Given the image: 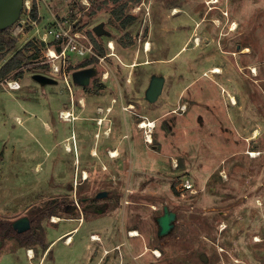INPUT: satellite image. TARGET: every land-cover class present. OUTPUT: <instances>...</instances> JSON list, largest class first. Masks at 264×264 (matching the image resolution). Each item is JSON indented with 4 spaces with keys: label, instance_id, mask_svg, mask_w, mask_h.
Segmentation results:
<instances>
[{
    "label": "rangeland",
    "instance_id": "rangeland-1",
    "mask_svg": "<svg viewBox=\"0 0 264 264\" xmlns=\"http://www.w3.org/2000/svg\"><path fill=\"white\" fill-rule=\"evenodd\" d=\"M89 1L40 0L7 26L16 46L2 57L0 68L18 49L30 59L7 76L21 71L23 89L9 90L0 79V223L7 227L55 199L71 203L101 188L118 191L123 202L102 212H87L81 202L54 207L55 213L42 221L48 247H24L36 252L30 259L27 249L16 254L18 244L7 237L0 264H264V0H126L123 22L135 18L123 27L122 15L114 12L121 1L106 0L94 15ZM175 8L180 11L174 13ZM101 21L113 31L109 38L116 46L104 48L118 56L112 55L110 68L101 67L99 83L123 86L132 106L126 110L131 134L124 129L140 140L117 159L123 161L122 173L111 167L113 174H103L108 179L82 181L79 176L76 184L75 154L68 155L64 141L71 126L79 135L81 124L88 122L59 117V109L68 106L63 102L70 100L61 73L57 83L42 86L30 72L52 74L46 54L59 26L83 33ZM122 36L131 43L118 44ZM73 56L75 61L81 57ZM215 66L220 72L213 71ZM107 70L111 75L104 80ZM154 74L164 75L166 82L159 99L151 102L146 89ZM148 115L156 119L153 143L144 142V131L135 123ZM117 117L123 123V114ZM100 125L93 129L104 141ZM95 138L89 133L80 140L85 158L95 149ZM57 139H63L67 155L55 167L61 152L53 148ZM123 142L128 147V140ZM94 161L98 171L100 162ZM186 182L191 186L185 188ZM165 204L178 217L171 233L159 236L156 217ZM55 216L61 217L59 223L52 221ZM71 229L70 244L58 240L46 253Z\"/></svg>",
    "mask_w": 264,
    "mask_h": 264
},
{
    "label": "flooded vegetation",
    "instance_id": "flooded-vegetation-1",
    "mask_svg": "<svg viewBox=\"0 0 264 264\" xmlns=\"http://www.w3.org/2000/svg\"><path fill=\"white\" fill-rule=\"evenodd\" d=\"M110 2H112L113 0H109ZM124 3L126 2V0H119L118 2ZM78 2V1H77ZM115 2V1H113ZM90 5L93 6L91 7V11H94L93 13H91V15H94L95 13H97L99 11L100 8H102V6L106 3V0H90L89 1ZM94 4V5H93ZM125 16V15H124ZM101 22H103V27H101L103 33H98L97 30L95 29V27L100 24ZM100 23L96 24L93 26L91 31H85V32H81L80 30H75V31H80L81 34H79V38L77 39V43H74V45L72 43H69L66 45L64 51L62 52L63 46L65 45L66 42H64V40H66V38L61 40V47H60V58H59V63L62 67V71H61V76H63L64 81L67 83L66 81V76L64 75V73H71V77L68 79V89H69V98L70 100H68L67 102H65L64 104L68 105L67 107H63V109H61L59 111V117L63 120V121H67L64 120L61 117V111H70L72 113V116L70 119H68V121H73V120H78V121H87V124L93 125V124H101L99 126V130H102L103 132V137L105 136V134H116L117 131H115V128H117L118 126V122H120V119L117 117L118 114H123V111L127 110L131 106V104H128V101H126V93L127 92H123V86L120 85L119 82H117V84H115L112 88H108L107 86H102V84L99 83V78L102 75L101 74V67H107L110 68V62L109 61H113L114 57L112 55H117V53L112 52V51H107L105 50V48H116L115 46V42L113 40H111L109 37L113 34V31H111L110 29H108L106 27V23L104 21H101ZM123 23V15H122V19L119 25H122ZM116 42L118 44H120L122 47L125 44V39L122 37L116 39ZM43 45V44H42ZM105 45V48H104ZM80 55V59L79 60H73V55ZM118 56V55H117ZM89 67H95L96 68V74L93 75L90 78V83L88 85H80L79 89H75L72 85L73 81V72L75 70H79V69H84V68H89ZM111 73L109 74V70H107V74L104 75L103 78H105L104 80H108L110 77ZM58 79V77H56ZM81 79H86V76L83 75L81 76ZM75 83V82H74ZM92 83V85H91ZM96 83L98 84L96 85ZM108 88V90H106ZM116 89V92L114 91ZM108 93L110 94V96L108 95ZM118 94L117 96H113V94ZM98 97H100L98 99ZM103 97V98H102ZM94 98V102L92 103V100ZM101 99V100H100ZM159 99V98H158ZM157 99V100H158ZM70 105V106H69ZM129 105V106H128ZM136 113V112H135ZM138 116L143 117L144 115L140 114V113H136ZM147 117H145L146 120ZM155 122V126L154 129L156 127V119H153ZM153 120H148V121H153ZM141 122V121H140ZM140 122H135L137 125ZM85 123L81 124V129L82 131H84V134L81 132L80 129V134L78 135L74 129H73V133H71V135H69V137L67 136L66 138H68V144L65 145L66 150L70 152V154H72V152H74V154H78V150H77V144H76V148L74 147V141L77 140L80 141L84 136L88 137L89 133H94V137H100L101 133L100 132H96V130H92L91 132V128L89 127H84ZM123 125V123H122ZM104 126V127H103ZM103 127V128H102ZM125 126H123V139L124 137L129 136L124 129ZM154 129L152 132V138L154 137ZM144 137V136H143ZM73 140V145L69 142V140ZM67 140V139H66ZM66 142V141H65ZM154 142V139H152V143ZM95 153H97V150H95ZM89 154H93V151H89ZM119 154V152H118ZM74 167V178L75 179V183L79 184V176L81 177L82 181H87L89 179H93L96 178L97 176L101 177V178H106L107 177H103L104 173H107L105 171V168H103V165H100V168L98 169V171H96V169H90L89 171H87V174H85V169H82L81 167L79 168V165L75 167V165H73ZM99 175H98V174ZM80 180V182H81ZM73 184V183H72ZM73 187V186H72ZM77 191V189H76ZM78 194V193H76ZM81 194V193H80ZM101 196H105V197H109L110 202L105 201V203L100 202L98 200L99 197ZM120 194H118L117 192H112V189H99L97 190L93 195H87V196H79V197H75L74 199H70L72 202L69 203L67 202V198H58L55 199V201H53V203H49L47 205H45V207H41L40 209H38L36 212H34L31 216L30 215H22L18 218H16L13 221H10V223L7 225V227L5 225H3V223H0V239L3 241L0 249L2 247H4L5 245V238L9 237L10 239L13 240L14 243L18 244V248L15 251L16 254H20L21 251L24 252L25 249L27 252V255L30 259H33L36 255V252L34 251V249H30V248H25L26 246L30 245L31 243H37L39 245H43L45 248L48 247L47 246V235L44 232V229H42V221L44 218H46L49 215L54 214V207L58 206V207H62L64 204H66L67 206H73L75 205V203L80 204L79 202H81L83 204V209L85 211H94V212H102L104 210H106L108 207H110V204L112 205H120L121 202H123V197ZM90 198V202L86 203V200H88ZM48 207H52L53 212L51 214H45L46 210ZM81 209V211L83 212L84 210ZM30 220V227L25 229V230H20L21 227L25 226V220L24 218H27ZM78 218H79V214H78ZM22 220L20 222H17V220ZM80 219V218H79ZM61 220V217H59L58 221H54L55 223H59ZM53 221V220H52ZM75 228H73L74 230ZM71 230H68L64 233H62L60 236H58L54 241L51 242V245L49 246V248L46 250V253H49L50 250L53 247V244L55 242H57L58 240L63 239L65 242L67 240V236L69 233H71ZM71 235H73L71 233ZM30 238L31 241L29 242H23V240ZM72 240H74V236H72ZM72 242V241H71ZM44 249V248H43ZM30 250L32 251V255H30ZM14 252H8L4 259L8 260L11 255ZM16 254H15V260H16ZM16 261H14L13 263H15Z\"/></svg>",
    "mask_w": 264,
    "mask_h": 264
},
{
    "label": "crops",
    "instance_id": "crops-1",
    "mask_svg": "<svg viewBox=\"0 0 264 264\" xmlns=\"http://www.w3.org/2000/svg\"><path fill=\"white\" fill-rule=\"evenodd\" d=\"M1 60V59H0ZM6 62V61H5ZM4 62V63H5ZM50 65V64H49ZM3 66V65H2ZM47 66H48V64H47ZM47 66H42V67H47ZM51 66V65H50ZM17 70V69H16ZM15 71V70H14ZM13 72V71H12ZM11 72V73H12ZM35 72H42V73H45V74H47V75H50V76H53L52 74H49V73H46V72H44L43 70H33V71H31L30 72V74L32 75V78H33V74L35 73ZM11 73H9L8 75H10ZM51 73H52V70H51ZM7 75V76H8ZM7 76H5V77H2V78H0V79H6V77ZM54 77V76H53ZM8 78V77H7ZM24 79V78H23ZM34 79V78H33ZM11 80H18L19 81V83H20V87L19 88H10L8 85H5L4 87L5 88H8L9 90H21V89H23V87H24V83H21L20 82V80H22V78H20L19 79V77L18 78H15V75H14V78H11ZM35 80V79H34ZM38 82V81H37ZM165 82H166V80H165ZM39 83V82H38ZM40 84V83H39ZM52 84H54V83H52ZM40 85H42V84H40ZM45 85H47V84H45ZM45 85H42V86H45ZM165 86V85H164ZM164 89V88H163ZM29 91H31V89H28ZM28 90H26V91H28ZM100 97H98V99H99ZM101 100V99H100ZM66 102V100L63 102V104L62 105H64V103ZM94 102V99L92 100V103ZM61 109H63V108H61ZM61 109H59V111L61 110ZM129 114V113H128ZM127 114V112H126V110L125 111H123V116H124V121H123V124H124V126L126 127V129H127V131L129 130V120H128V118H129V115ZM19 117L17 116V120L19 121L20 120V118L18 119ZM55 118V117H54ZM119 119H121L120 117H118ZM147 118H149L148 120H153V116H150V115H148L147 116ZM64 120H66V119H64ZM68 121V120H67ZM22 122H23V120H22ZM21 122V123H22ZM97 126V125H96ZM84 127L86 128V127H90L91 129V132H92V130H94L93 128L95 127V124H93V125H90V124H87V123H85V125H84ZM81 129V128H80ZM71 130L73 131V127L71 126ZM115 131H117V133L116 134H110V135H108V134H105V136H104V141H102L101 140V138L100 137H97V138H95V139H93V142H91L92 143V147H95V149L94 148H92L91 149V151H93V154H90V155H87V157L85 158L84 157V155L82 154V151H81V144H80V141H78L77 140V143H76V141H74L75 143H74V147L76 148V144H77V150L79 151L78 152V154H76L75 153V158H74V161H72V165H75V167L76 166H78L79 165V168L81 167L82 169H85V171H89L90 169H93L94 168V166H95V164H96V161H94V159H97V160H99V162H100V165H103V168H105V171L108 173V174H113V172L116 174V173H122L123 172V161L122 162H120V161H118L117 159L119 158V157H122L123 156V149H125V148H128L129 149V146H130V148H132L133 146H134V144H133V142H136V144L135 145H137L138 146V143H139V140L140 139H138L136 136L137 135H133L132 137H130V136H127V137H124V139H123V135H121L120 136V133L123 131V125H122V123L121 122H118V126H117V128H115ZM81 132L82 133H84V131H82V129H81ZM129 132V131H128ZM71 133H73V132H71ZM129 134H131L130 132H129ZM68 137H69V135H68ZM67 140H66V142L64 141V143H65V145H67L68 143V138H66ZM125 139H127L128 140V143H129V145H128V147L125 145V142H123V141H125ZM153 139H154V137H153ZM144 140V142H146L145 141V139H143ZM91 141V140H90ZM61 142H63V139L62 140H58L57 139V141L55 142V144L53 145V148L54 147H59L60 148V154H59V156L55 159V167H56V165H58V163H59V160L61 161V160H63V158H64V154H66L67 155V153L65 152V150L63 149V147H62V145H63V143L61 144ZM94 143L96 144L95 146H94ZM148 143V142H147ZM113 149H117L118 150V152H119V154L118 155H116V156H112L111 155V150H113ZM95 150H97V153H95ZM68 155H72V154H68ZM107 157V158H106ZM68 159H70V157H68ZM88 159H91V160H88ZM107 159V160H106ZM120 160V159H119ZM0 163H1V160H0ZM120 164V167H119V164ZM38 167H39V164L38 165H36V169H38ZM74 167V166H73ZM111 167H113V169L111 168ZM63 168H65V166H63ZM109 168H111L112 169V171H110L109 170ZM72 172H74V168H73V171ZM85 173V172H84Z\"/></svg>",
    "mask_w": 264,
    "mask_h": 264
},
{
    "label": "water",
    "instance_id": "water-1",
    "mask_svg": "<svg viewBox=\"0 0 264 264\" xmlns=\"http://www.w3.org/2000/svg\"><path fill=\"white\" fill-rule=\"evenodd\" d=\"M23 9V0H0V29L7 27L12 22L16 21ZM103 22L98 24L95 29L98 33H103L101 30L103 27ZM96 74L95 67H89L84 69L75 70L72 74L73 81L78 85H88L90 83V78ZM85 75L86 79H81V76ZM33 78L38 81L40 84H52L57 83V78L47 75L42 72H35L33 74ZM166 77L164 75H152L149 86L146 89V98L154 102L156 101L161 93L163 92V88L165 85ZM177 212L171 209L167 204L164 205L163 213L156 217V221L158 224V234L159 236H164L169 233L175 228L177 222ZM25 226L21 227L20 230H25L30 227V220L24 218ZM22 221L17 220V222ZM3 241L0 239V247ZM205 253H202V257L205 261H207V256Z\"/></svg>",
    "mask_w": 264,
    "mask_h": 264
},
{
    "label": "built area",
    "instance_id": "built-area-1",
    "mask_svg": "<svg viewBox=\"0 0 264 264\" xmlns=\"http://www.w3.org/2000/svg\"><path fill=\"white\" fill-rule=\"evenodd\" d=\"M39 1L40 0H23V8L30 13L32 11L33 6L36 3H39ZM21 21L25 22L26 19H22ZM57 22H58V20H57ZM58 24L61 25L60 22H58ZM59 27H60V29L58 31H56L55 38L51 40V45L48 46V50H47V54H46V56L48 58V62H50V65L52 67V75L54 77H57V74L61 73V71H62V67H61L60 63L56 61V59L61 57L60 56L61 40L66 38V40H64V42H66V43L62 49V52H63L67 44L72 43L74 45V43H77V39L79 38V34H81L80 31H73V30H71V28L69 30V29H65L61 26H59ZM52 51L54 52L55 55L53 53H51ZM64 75L65 76L67 75L66 81L68 84V82H69L68 79L71 77V73L70 72L67 74L64 73ZM5 81L10 88H19L20 87V83L18 80H11V79L6 78ZM71 116H72V113L70 111H61V117L63 119L68 120L71 118ZM143 121H145V120H142L138 124V126L144 131L145 141L148 143H152L151 138H152V132H153V129L155 126L154 125L155 121L153 120V125H151V121H148V126L147 125L142 126ZM183 185L185 186V188L191 186L189 182L183 183Z\"/></svg>",
    "mask_w": 264,
    "mask_h": 264
},
{
    "label": "trees",
    "instance_id": "trees-1",
    "mask_svg": "<svg viewBox=\"0 0 264 264\" xmlns=\"http://www.w3.org/2000/svg\"><path fill=\"white\" fill-rule=\"evenodd\" d=\"M115 2H118L119 0H113ZM36 7V5H35ZM34 7V8H35ZM126 8V3L124 2L122 5L116 7L114 9V12L117 16L121 17L123 15L124 9ZM33 18H36L38 16V11L35 8L32 14ZM135 17L130 16L129 20H125L123 23L124 25H127L131 22ZM122 23V27L124 26ZM126 45L130 44L131 41L124 42ZM16 46V38L12 37L9 32V28H1L0 29V59L4 57L7 53L13 51ZM30 55H27L22 51L21 49H18L0 68V78L7 76L12 71L18 69L20 66H22L24 63H26L30 58ZM15 77L18 78L22 76L21 71H17L15 74ZM53 212L52 207H48L45 214H51ZM31 241L30 238H27L23 240V242H29Z\"/></svg>",
    "mask_w": 264,
    "mask_h": 264
},
{
    "label": "bare ground",
    "instance_id": "bare-ground-1",
    "mask_svg": "<svg viewBox=\"0 0 264 264\" xmlns=\"http://www.w3.org/2000/svg\"><path fill=\"white\" fill-rule=\"evenodd\" d=\"M218 0H208V2H210V3H216ZM178 11H180L179 9H177V8H175L174 9V13H176V12H178ZM236 28H237V23H236V21H233V23H232V26L230 27V29L231 30H236ZM146 49L147 50H149L150 49V43L149 42H147V46H146ZM249 48L248 47H246L245 48V50L247 51ZM51 53H53L54 54V52L52 51ZM55 55V54H54ZM133 65H135V64H133ZM214 72H220V68H218L217 66H215V68H214V70H213ZM253 72L254 73H256V68L255 67H253ZM185 108V107H184ZM68 119V118H67ZM145 125H147L148 126V120L146 119L145 121H143V123H142V126H145ZM151 125H153V121H151ZM151 139H153V138H151ZM111 155L112 156H116V155H118V150L117 149H114V150H111ZM85 174H87V172L85 171ZM59 220V217H57V216H55L54 218H53V221H58ZM132 234L134 235V234H136V232H134V231H132ZM99 236V235H98ZM98 236H93V238L94 239H98ZM100 238V237H99ZM260 239V237L259 236H257L256 238H255V240H259ZM72 241V235H68L67 236V240H66V242L67 243H69L70 244V242ZM30 255H32V251L30 250Z\"/></svg>",
    "mask_w": 264,
    "mask_h": 264
}]
</instances>
